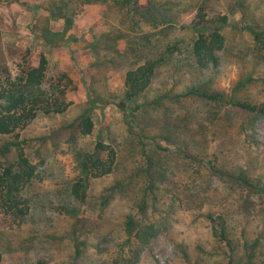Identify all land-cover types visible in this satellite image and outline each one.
<instances>
[{
  "label": "rangeland",
  "instance_id": "1",
  "mask_svg": "<svg viewBox=\"0 0 264 264\" xmlns=\"http://www.w3.org/2000/svg\"><path fill=\"white\" fill-rule=\"evenodd\" d=\"M139 2L146 4L147 0ZM44 3L0 0V65L15 76L25 53L29 52L27 58L35 67L44 53L52 75L63 71L70 79L66 112L39 114L29 122L27 137L47 136L48 140L42 158L36 160L37 178L24 191L31 207L28 217L19 225L0 213L3 264H73L78 250V264H116L127 247L126 228L132 218L136 228L146 219L163 226L130 264H229L226 246L210 229V217L219 214L226 216L237 247L234 264H246L249 254L252 264H264V195L214 175L209 165L217 158L215 162L222 168L243 171L264 183V117L256 120L255 134L248 138L242 123L249 117L199 99L173 105L169 119L165 108L172 102L163 98L157 109L145 105L135 113L120 110L116 101L109 100L123 94L128 68L104 61L105 52L98 54L91 48L97 36L116 23L118 7L111 1L80 7L67 35L74 39L55 48L42 37L48 16ZM194 3H205L208 18H229L223 30L225 47L217 52L215 62L199 67L195 75L178 78L174 68H163L147 102L171 89L185 92L194 83H202L212 93L229 96L236 90L239 98L264 103V60L253 41L254 31H264V0ZM194 8L181 15L177 27L168 32L170 39L191 37L182 27L194 19L198 7ZM65 27L64 20L49 26L55 32H64ZM125 47L123 42L121 49ZM92 94L102 102L95 105ZM187 111L190 115L186 116ZM85 115L94 122L90 135L78 128ZM132 125L145 129L153 148L151 157L164 167L155 174L154 193L145 187L139 147L128 131ZM98 141L113 145L118 159L111 174L90 181L81 201L73 192L80 176L78 161L82 154L93 152ZM183 143L190 144L194 154H202V160L191 164L178 154ZM32 145L34 149L39 146L35 141ZM143 206L149 209L145 219L140 213Z\"/></svg>",
  "mask_w": 264,
  "mask_h": 264
},
{
  "label": "trees",
  "instance_id": "2",
  "mask_svg": "<svg viewBox=\"0 0 264 264\" xmlns=\"http://www.w3.org/2000/svg\"><path fill=\"white\" fill-rule=\"evenodd\" d=\"M44 1L43 9L48 16L42 37L45 42L55 48L74 39L67 35L74 26L80 7L98 2L108 3V1L118 7L116 23H110V30L97 36L91 48L98 54L105 52L104 61L113 64L121 63L128 68L123 94L117 100H109L116 101L120 110L135 113L142 111L145 105L154 106L157 109L162 106L163 98L172 102L165 108L166 119H169L174 114L173 105L188 103L190 102L188 98L199 99L211 106L223 108L226 112L244 114L246 118L249 117L242 123V131L248 138L254 136L256 120L264 117V103L239 98L236 90L227 96L221 92L212 93L204 90L202 83H194V86L187 88L185 92H175L171 89L149 103L146 100L156 77L163 68H174L176 71L174 74L177 73L175 76L179 78L188 73L195 75L199 67L216 61L217 52L225 47L226 37L223 30L229 25L227 16L208 18L205 3H194V0H147L146 4H140L139 0ZM194 7H198L194 19L182 27L188 33L191 32V37L170 39L168 32L177 27L183 13L195 9ZM59 20L65 21L64 32H55L49 28L52 21ZM253 41L258 55L264 60V31H254ZM123 42H126V47L122 50ZM28 56H30L29 52L25 53L23 63L16 65L15 76L7 66L0 65V213L14 218L19 225L30 213L31 207L24 197V191L37 178L36 160L42 158V149L45 148V142L48 140L47 136L27 137L29 122L39 114L64 113L69 105L66 99L69 83H66L70 79L66 72L60 71L53 76L49 60L44 53L37 67L31 64ZM46 87H50V90ZM91 96L95 105L102 102L93 94ZM185 115H190V112L187 111ZM135 126H130L128 131L135 139V146L139 147L145 187L150 193H154L155 174L158 169L160 171L164 167L157 165L152 159L150 152L153 148L147 141L150 139L146 136L145 129ZM78 128L82 134L90 135L94 128L92 117L85 115L80 120ZM33 141L39 145L36 149L32 145ZM157 147L169 151V148L161 145ZM177 149L178 154L191 164L203 158L202 154H194L191 151L190 144L183 143L182 147ZM220 155L228 158L224 153ZM117 159L116 148L102 141L96 143L93 152L82 154L78 161L80 176L73 185L76 197L84 201L90 181L111 174ZM215 160L209 162L214 175L238 187L264 195V183L261 180L251 179L243 171L231 172L224 169L217 165ZM148 210L145 206L141 208L142 219L146 218ZM227 222L223 214L210 217V229L213 236L226 246L229 264H234L238 256L237 247L229 234ZM135 223L132 218L127 224L128 239L125 244L127 247L123 248L116 264H130L138 257L140 248L149 243L163 226L160 221L148 219L140 228H136ZM80 258L81 252L78 250L77 260L73 264H78ZM247 258L246 264H252L253 256L249 254ZM0 264H3L1 254Z\"/></svg>",
  "mask_w": 264,
  "mask_h": 264
}]
</instances>
